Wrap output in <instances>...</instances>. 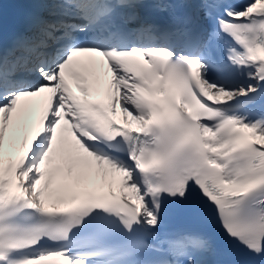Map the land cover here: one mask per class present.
<instances>
[{
    "label": "snow or ice",
    "instance_id": "1",
    "mask_svg": "<svg viewBox=\"0 0 264 264\" xmlns=\"http://www.w3.org/2000/svg\"><path fill=\"white\" fill-rule=\"evenodd\" d=\"M4 2L0 264H264V0Z\"/></svg>",
    "mask_w": 264,
    "mask_h": 264
},
{
    "label": "bare ground",
    "instance_id": "2",
    "mask_svg": "<svg viewBox=\"0 0 264 264\" xmlns=\"http://www.w3.org/2000/svg\"><path fill=\"white\" fill-rule=\"evenodd\" d=\"M109 76H110V74H109ZM117 113L120 114V113H119V109H117Z\"/></svg>",
    "mask_w": 264,
    "mask_h": 264
}]
</instances>
